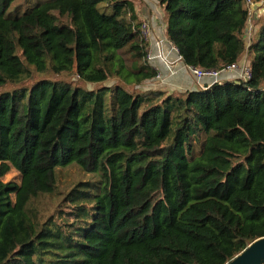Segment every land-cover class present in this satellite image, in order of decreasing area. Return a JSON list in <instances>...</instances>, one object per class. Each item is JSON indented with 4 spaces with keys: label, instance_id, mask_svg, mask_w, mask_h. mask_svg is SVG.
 I'll return each mask as SVG.
<instances>
[{
    "label": "trees",
    "instance_id": "trees-1",
    "mask_svg": "<svg viewBox=\"0 0 264 264\" xmlns=\"http://www.w3.org/2000/svg\"><path fill=\"white\" fill-rule=\"evenodd\" d=\"M21 1L0 0V178L20 175L0 180V264H228L264 238V20L248 45L251 0H156L186 67L251 56L250 80L184 94L147 87L159 74L132 1L9 14ZM71 167L90 179L43 218L37 204Z\"/></svg>",
    "mask_w": 264,
    "mask_h": 264
},
{
    "label": "rangeland",
    "instance_id": "rangeland-1",
    "mask_svg": "<svg viewBox=\"0 0 264 264\" xmlns=\"http://www.w3.org/2000/svg\"><path fill=\"white\" fill-rule=\"evenodd\" d=\"M41 0H26L17 2L13 5L12 9L9 11V14L14 15L15 11L19 14L24 13L26 9L32 7L36 2ZM43 1V0H42ZM47 1V0H44ZM135 6V11L137 16L141 22L140 27V35L141 38L146 41L148 45V63L149 65L158 71V77L152 80L147 87L151 88L152 90H161L165 88V81L167 79L166 76L163 75L162 70L165 69H173V72L176 71V75L180 72L181 68L178 63L179 55L177 50L172 46V44L168 41L167 34H166V24H167V16L165 13V7L161 6L159 3L149 0H130ZM252 9V14H254L255 10L258 12V16L254 22L257 20H264V0L258 2L257 0H251L248 6ZM254 10V11H253ZM254 22L252 24H254ZM145 26V29H144ZM251 23H249L247 30H250ZM246 42L249 45L252 43V37L249 33H246ZM246 53L243 56V60L241 59L240 66L247 63L250 66L251 56L247 55ZM175 57V60L171 58ZM172 72V71H171ZM172 72V73H173ZM190 76L194 80L195 84H199L202 87L203 80L197 79L192 73ZM71 78V77H70ZM212 82V81H211ZM113 83L107 84L108 86L112 85ZM212 85V84H211ZM10 88V87H9ZM198 88V87H197ZM204 87H202L203 89ZM169 90H173L170 89ZM198 90V89H196ZM129 91L133 92L134 89H129ZM178 91V90H176ZM180 92H195L194 89L191 90H179ZM169 93L170 91H166ZM180 93V94H184ZM169 94H178L177 92L169 93ZM90 177H86L76 168L71 167L67 169H63L60 171L59 174V184H58V192L54 196H47L42 198L40 202L37 204L41 216L43 218H47L51 216L56 207L58 206L59 202L62 198L71 190V188L76 184L79 180H87ZM0 180L4 183H8L11 181L20 183V175L14 169L10 171L6 176L0 178Z\"/></svg>",
    "mask_w": 264,
    "mask_h": 264
},
{
    "label": "crops",
    "instance_id": "crops-1",
    "mask_svg": "<svg viewBox=\"0 0 264 264\" xmlns=\"http://www.w3.org/2000/svg\"><path fill=\"white\" fill-rule=\"evenodd\" d=\"M150 2L152 1H155L157 2L156 0H149ZM158 3V2H157ZM258 16V12L257 10H255L254 14L251 15V20H250V23H251V27H250V30H247L245 31V33H249L251 37H254L258 31V26H257V22H254V20H256ZM254 22V24H252ZM248 28V27H247ZM166 30H167V24H166ZM247 37V35H246ZM179 55V54H178ZM172 60H175V57H172L171 58ZM243 60V58H242ZM241 61V60H240ZM178 63L180 65H183V68L182 66H180L181 70L180 72L178 73L177 76L176 75V71L173 72V69H163L162 72H163V75L167 77L166 81H165V88L166 89H161V90H164V91H170L169 93H173V92H177L178 94L180 93H184V92H180L179 90H191V89H194L195 91H207L209 90L212 86V82L210 79H204L203 82H202V87H204L202 89L201 86H199V84L197 85V83L195 84L194 80L192 79V77L190 76V72H189V69L184 65L183 61H182V58L179 56V59H178ZM250 63V62H249ZM238 64H242L241 62H239ZM173 73H172V72ZM238 74L236 73H232V72H228V73H224L223 74V77H222V80L224 82H237L238 80ZM198 87V88H197ZM170 89H173V90H169ZM198 89V90H196ZM178 90V91H176Z\"/></svg>",
    "mask_w": 264,
    "mask_h": 264
},
{
    "label": "built area",
    "instance_id": "built-area-1",
    "mask_svg": "<svg viewBox=\"0 0 264 264\" xmlns=\"http://www.w3.org/2000/svg\"><path fill=\"white\" fill-rule=\"evenodd\" d=\"M249 4H250V1L248 2V6H249ZM249 9H250L251 15H252V9L251 8H249ZM144 29H145V26H144ZM141 35H142V32H141ZM187 68L189 69V72L192 73L199 80L210 79L212 81L211 86H214L216 84L222 85L224 83V81L222 80L223 74L228 73V72L238 74V78H239L238 80H242L244 82L250 80V78H251L250 66L247 65V63H245L241 66L239 64L233 65V66L229 67L228 69L222 70V71H205L202 69H195V68H189V67H187Z\"/></svg>",
    "mask_w": 264,
    "mask_h": 264
},
{
    "label": "water",
    "instance_id": "water-1",
    "mask_svg": "<svg viewBox=\"0 0 264 264\" xmlns=\"http://www.w3.org/2000/svg\"><path fill=\"white\" fill-rule=\"evenodd\" d=\"M228 264H264V238L250 244Z\"/></svg>",
    "mask_w": 264,
    "mask_h": 264
}]
</instances>
